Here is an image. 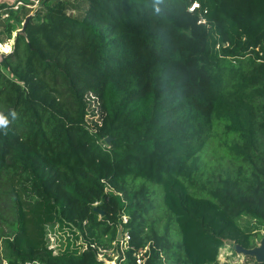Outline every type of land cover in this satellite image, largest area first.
Segmentation results:
<instances>
[{"label": "trees", "instance_id": "1", "mask_svg": "<svg viewBox=\"0 0 264 264\" xmlns=\"http://www.w3.org/2000/svg\"><path fill=\"white\" fill-rule=\"evenodd\" d=\"M28 17L0 56V195L13 214L0 264H105L110 250L117 264H220L225 243L256 248L264 0H40L10 12L0 45ZM216 123L242 167L203 182ZM139 179L162 189V232ZM54 224L83 250L53 255Z\"/></svg>", "mask_w": 264, "mask_h": 264}, {"label": "rangeland", "instance_id": "2", "mask_svg": "<svg viewBox=\"0 0 264 264\" xmlns=\"http://www.w3.org/2000/svg\"><path fill=\"white\" fill-rule=\"evenodd\" d=\"M22 27V24L20 25ZM20 27V29H21ZM18 29V30H20ZM13 38L11 42L13 43ZM12 43H8V47L11 46ZM2 52H4L3 49H1ZM7 52V51H6ZM233 139L232 135H224L223 133V124L222 123H216L215 127L212 131L211 138L209 139L208 143L206 144L204 150L200 154V164H201V172H202V180L203 182H206L208 179H217L220 177H224L226 173L230 172L233 173L238 167H242L241 163H238L231 159V156H229L226 145H229ZM139 184H145L149 191H154V195L150 197V200L152 202V206H154L153 211V217L156 218L157 221V228H159V232H162V226L166 224L168 221V216L166 215L165 208L162 205V208L160 207L162 204V189L161 187L154 185L152 183L145 182L143 180H137ZM135 186L137 187L138 184L135 183ZM4 197L3 195H0V258H2L3 250H4V235L11 233V226L13 223V214L10 210V206L6 205L4 203ZM248 221L245 219L240 220V225L245 226V224ZM172 233H177V226L172 225L171 226ZM47 234V246L48 249L51 250L54 254H65L70 253L75 250L81 252L83 250L82 246V239L81 236L73 229L66 227L61 224H54L51 226H48L46 228ZM261 240L263 239V236L261 234ZM259 240L258 242H261ZM229 244V243H226ZM260 244V243H259ZM230 248L229 251L232 252V255L229 253V251L222 250L223 254H228L232 256V260H235L237 264H240V262H243L244 264H247L249 261L246 258V256H243L239 251L236 250V247L229 244ZM228 246V245H227ZM105 255H101L102 259H105L107 261L108 257L112 258V262L110 264L116 263V253L114 250H110L107 253H104ZM253 258V257H252ZM255 260V259H254ZM1 264H6L5 261H2Z\"/></svg>", "mask_w": 264, "mask_h": 264}, {"label": "built area", "instance_id": "3", "mask_svg": "<svg viewBox=\"0 0 264 264\" xmlns=\"http://www.w3.org/2000/svg\"><path fill=\"white\" fill-rule=\"evenodd\" d=\"M6 2H7V0H0V30H1V25L9 19L10 12L19 10L21 8H27L29 10L34 11L39 6L40 0H15L14 2H9V3H6ZM193 7H197V5L194 4ZM16 32L12 33V36H14L13 43L11 42V40H12V37H11V39H9L5 44L0 45V56L1 55H3V56L8 55L12 52ZM8 43H12L11 46L8 47L7 52L6 51L2 52L1 51L2 47L8 46ZM89 100L92 102V105L97 106V104L95 103L94 97L90 96ZM122 220L125 223L126 217L123 216ZM261 234L264 238V231H262ZM119 239H120V245H121L122 250H127L128 241L130 239L129 235L127 233H125L123 236H120ZM259 243L260 242H257L256 247H258L260 245ZM229 244L225 243L224 246L219 250L218 262L220 264H237V262H235V260L231 261L232 260V256H231L232 252L229 251V248H230ZM226 249L229 251V253L231 255L222 253V250H226ZM53 255H56V253L55 254L53 253ZM101 255L102 254L97 255L98 260L104 262L105 264H110V262L106 261L105 259H102ZM137 263L140 264V260H138ZM115 264H117V263H115ZM240 264H244V263L240 262Z\"/></svg>", "mask_w": 264, "mask_h": 264}, {"label": "water", "instance_id": "4", "mask_svg": "<svg viewBox=\"0 0 264 264\" xmlns=\"http://www.w3.org/2000/svg\"><path fill=\"white\" fill-rule=\"evenodd\" d=\"M28 19L29 17L23 22L21 29L16 32L15 37L17 35L25 36V25ZM236 250L243 256L253 257L258 264L264 263V238L261 240L260 245L256 248L246 250L236 246Z\"/></svg>", "mask_w": 264, "mask_h": 264}, {"label": "clouds", "instance_id": "5", "mask_svg": "<svg viewBox=\"0 0 264 264\" xmlns=\"http://www.w3.org/2000/svg\"><path fill=\"white\" fill-rule=\"evenodd\" d=\"M7 123H8L7 120L2 115H0V127H6ZM5 135H7L6 132Z\"/></svg>", "mask_w": 264, "mask_h": 264}]
</instances>
